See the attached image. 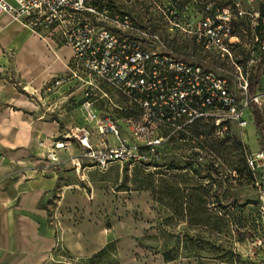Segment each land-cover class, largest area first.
<instances>
[{
	"label": "rangeland",
	"instance_id": "1",
	"mask_svg": "<svg viewBox=\"0 0 264 264\" xmlns=\"http://www.w3.org/2000/svg\"><path fill=\"white\" fill-rule=\"evenodd\" d=\"M117 4L132 13L139 22L148 25L154 23L164 33L169 31V27L162 14L169 5L177 13L187 16L193 24L203 19L209 25L220 19L221 23L230 26L232 35L236 36L234 60L248 69L250 74L255 72L252 60L257 52L254 27L255 13L261 8L258 0H124ZM238 9L243 11L242 17L238 15ZM226 17L228 20H225ZM175 37L178 47H181L180 44L187 47L190 42L187 35ZM56 44L62 46L61 43ZM58 77H64V80L58 86L59 89L62 85L56 99H65L59 103L63 115L59 118L61 132L58 138L65 139L67 145L58 151L61 159L55 169L58 185L48 191L42 201L48 221L59 239L50 264H264V158L258 156L262 150L251 109L240 101L239 96L236 109L246 121L243 127L237 119L222 114L221 119L213 124L211 121L196 123L186 133L156 146L153 151L142 150L144 159L139 157L129 162H112L105 168H99L83 158L81 167L76 170L71 158L79 157L84 149L73 133L79 134L81 128L89 129L90 141L95 145L100 144L101 138L107 145L115 144L117 140L112 135H99L95 122L85 119L80 106L83 87L68 79L67 70ZM101 90L107 94L106 97H99L100 92L96 95L101 115H109L116 121L121 137L126 139V143H133L122 121L124 116L132 114L129 109L133 105L106 85H101ZM251 97L264 110V73ZM236 139L241 142L238 150H234ZM237 153H242L255 177L253 182L239 189V195L251 199L254 204L245 211L249 221H253L249 232L242 242L233 243L238 258L232 261L198 257L163 259L158 250L166 237L161 235L159 226L168 210L153 199L149 190L138 189V171L145 169L153 172L155 185H159L162 177L186 174L190 186L218 176L217 173L208 176L207 171L197 165L210 162L221 164L224 167L222 173L229 175L228 161L240 158L241 155ZM164 161L188 166L186 170L166 172L161 166ZM250 161H253L252 165ZM163 227L173 232L195 233L186 221ZM102 248H105L102 253L89 259Z\"/></svg>",
	"mask_w": 264,
	"mask_h": 264
},
{
	"label": "built area",
	"instance_id": "2",
	"mask_svg": "<svg viewBox=\"0 0 264 264\" xmlns=\"http://www.w3.org/2000/svg\"><path fill=\"white\" fill-rule=\"evenodd\" d=\"M120 1L124 0L113 2ZM117 3L0 0V16L9 15L39 36L69 48L68 79L83 87L80 106L85 119L95 122L99 135H112L117 140L107 145L101 138L100 144L95 145L90 141L89 129L81 128L79 134L73 133L84 149L79 157L71 158L76 170L83 158L99 168L112 162L144 159L142 150L153 151L156 146L186 133L196 123L213 124L222 114L237 119L242 127L246 125L236 104L239 97L248 107L251 102L258 103L248 92V83L264 50V35L255 31L260 25V11L255 13L257 52L252 60L255 72L250 74L234 60L236 36L220 19L209 25L203 19L193 24L169 5L162 14L169 27L164 33L154 23L139 22ZM238 15L242 17L243 11L238 9ZM260 22L264 33V19ZM182 34L189 36L187 47L175 44V36ZM64 77H57L54 85H60ZM101 85L123 95L133 105L129 109L132 114L122 118L133 143H126L121 137L116 121L109 115H101L96 95L100 92L99 97L107 96ZM66 145L65 139L54 141L46 152V160L59 164L58 151ZM258 156L263 159V152ZM249 163L252 165L253 161Z\"/></svg>",
	"mask_w": 264,
	"mask_h": 264
},
{
	"label": "crops",
	"instance_id": "3",
	"mask_svg": "<svg viewBox=\"0 0 264 264\" xmlns=\"http://www.w3.org/2000/svg\"><path fill=\"white\" fill-rule=\"evenodd\" d=\"M70 56L68 47L0 16V264L54 259L59 239L42 201L59 182L46 152L61 132L65 99H56L62 85L54 81Z\"/></svg>",
	"mask_w": 264,
	"mask_h": 264
},
{
	"label": "trees",
	"instance_id": "4",
	"mask_svg": "<svg viewBox=\"0 0 264 264\" xmlns=\"http://www.w3.org/2000/svg\"><path fill=\"white\" fill-rule=\"evenodd\" d=\"M258 1L261 3L260 25L255 28V31L259 35H264L260 22L261 19H264V0ZM263 73L264 50L261 53V61L256 72L249 79L248 92L250 94H255ZM249 108L259 134L260 149L264 154V110L256 102H251ZM235 143L234 150H238L241 142L236 139ZM230 155L235 156V154ZM238 155H241L240 158H231L228 161L229 175L222 173L224 167L221 164L210 162L197 165V167L204 168L209 174L208 176H212L213 173H217L218 176H212L209 181L190 186L187 184L186 174L162 177L159 179V185H155L153 172L145 171V169L138 171V189L149 190L153 199L168 210L162 217L159 226L161 235L166 237L158 250L163 259L198 257L232 261L238 258L233 250V243L235 241L242 242L246 233L249 232V226L253 221H249L245 211L249 205L254 204L251 199L239 195V189L255 179L254 172L242 157V153ZM161 166H164L163 169L167 172L186 170L188 165L164 161ZM179 177L181 179H178ZM186 190L190 193H184ZM183 221L189 224V227L194 230V234L187 231L173 232L163 227L176 226L177 223ZM104 249H100L89 259L96 257Z\"/></svg>",
	"mask_w": 264,
	"mask_h": 264
}]
</instances>
